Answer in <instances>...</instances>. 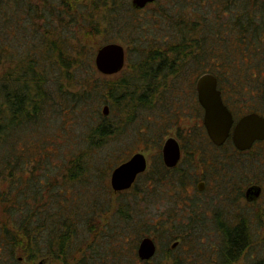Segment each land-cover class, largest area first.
I'll return each mask as SVG.
<instances>
[{
    "label": "trees",
    "instance_id": "trees-1",
    "mask_svg": "<svg viewBox=\"0 0 264 264\" xmlns=\"http://www.w3.org/2000/svg\"><path fill=\"white\" fill-rule=\"evenodd\" d=\"M200 3L221 16L229 13L232 19L217 17L215 22L184 24L188 5L184 0H170L168 9L163 8L159 15L151 13L158 22L142 15L143 9L135 8L130 0H0V264H22V260L33 264L39 258L49 264H142L138 246L125 245L140 227L148 231L138 234L139 243L153 233L164 234L168 242L179 241L176 249H167L160 262H152L156 253L144 264H264V255L252 252L263 224L251 223L249 210L237 214L243 219L239 223L220 219L204 232L207 219L199 213L198 198L196 207L181 206L180 202L188 199L179 194L172 201L173 210L156 214L160 221L152 225L156 217L150 219L154 214L142 206L149 202V188L157 194L168 185L185 190L189 182L180 175L170 179L161 155L151 172L141 175L132 188L119 191L122 195L133 191V202L124 198L112 205L111 198L94 192L96 188L108 191L110 186L103 178L100 185L90 179L97 174V156L93 154L97 147L129 135L141 113L146 120L156 116L177 125L185 90L194 89L198 75L212 71L224 76L225 83L237 81L243 87L247 86L244 80L256 76H247L251 68L262 77L264 0ZM81 21L106 42L123 37L143 43L145 50H139L142 62L131 66L133 80L108 85L105 94L101 93L98 80H91L98 71L93 50L89 58L78 50L79 56L89 60L91 76H82L75 68L72 71L64 56L71 57L74 52L71 29ZM153 24L155 28H172L165 49L149 32ZM112 30L115 38L106 37ZM263 80L256 85L264 88ZM96 98L100 104L109 98L111 113L94 111L102 119L85 128L84 151L78 148L71 161L66 162L65 155L55 162L51 152L59 147L58 143L50 145L51 121L59 124L60 137L72 138L76 116L91 110ZM146 124L139 127V137L150 132ZM131 151L132 145L119 155L118 165L127 160L123 154ZM111 169L107 168V175ZM81 188L85 191H79ZM256 212L261 213L260 209ZM205 235L213 236L208 244L201 242ZM261 243L264 246V241Z\"/></svg>",
    "mask_w": 264,
    "mask_h": 264
},
{
    "label": "rangeland",
    "instance_id": "rangeland-1",
    "mask_svg": "<svg viewBox=\"0 0 264 264\" xmlns=\"http://www.w3.org/2000/svg\"><path fill=\"white\" fill-rule=\"evenodd\" d=\"M130 2H132V0H130ZM186 3H188V5L184 9L185 11L183 13L184 24L190 25V23L192 24L194 22H200L203 20L215 22L217 17L218 18L222 17L223 20L232 19L231 15H229V13H227V14L224 13L221 16V13L219 11L213 10L212 8H210V6H205V7L201 6L200 0H184V4H186ZM169 7H170V0H155L154 2L148 3L144 8H139V9H143L142 15H147V16L149 15V17L151 18L150 21L158 22V19L155 18V20H154V17L152 16L153 17L152 18L151 15L152 14H158L159 15L160 13H162L161 11L163 8L168 9ZM150 28H151V30H149L150 34H152V33L155 34L154 36L157 38L158 43L160 44V46L162 48L165 49L164 44L169 45L171 42L169 40L168 34L173 33L172 28H169L167 26H165V27L159 26V27L155 28V24H153L152 27H150ZM71 33L75 34V38L72 42L73 47H74V52L71 55V57L68 55H65L64 59L66 60V63L69 65V67H71V65H72V71H74L73 69L75 68L77 71L83 72L81 74L82 76L87 74L90 77L91 72H89V70H88L89 60L84 59L83 56H79V54H81L78 52L79 49L84 54V56H88L87 58H89V55H91L93 53V51L97 52L98 48H100L104 44L115 42V43H118V44H121L122 46H124V48L126 50V62H125L124 68L119 73H116L113 75H105V74L99 73L97 71L95 74L92 75L93 78L91 80H98V83H100V86L103 88L101 90V93L105 94V90L107 91L108 85L115 84V83L123 81V80L128 81L134 77V74L131 72V66H134L135 64L139 65L142 62L141 59H143V58L140 56L139 50H140V48H141V50L142 49L145 50V47L141 46L143 43L138 45V44H135V42L132 39L127 41L123 37H120L119 39L117 37L114 40H111V41L109 40V42L108 41L106 42V41H104L106 39L102 35L94 33L93 28L88 26L87 24H83L82 21L80 23V26H77V27L72 26ZM121 35H123V34H121ZM108 36H110V38H115L116 32L114 30L108 31L106 37H108ZM198 38H199V36H198ZM150 39L152 40L153 38L150 37ZM95 55H96V53H95ZM94 59H95V56H94ZM0 72L2 73L1 69H0ZM257 72H258V70H253V68H251V71L249 73H246L247 76H250V78L253 77V74H254V76L256 75L255 77H253L251 79L252 86L250 85V87H249V84L251 81L248 78V79L244 80V81H246L247 86L245 85L243 87L241 84H238V82L236 81V82H233L234 84L232 83V87L236 90H241L242 92H244L250 88H251L250 90L259 89L260 84L256 85V83H261L262 79H264V77H261L260 73H257ZM213 73H215V72H213ZM224 81H225V77L222 76L221 77V84L222 85L224 84ZM73 90L76 91L77 89H73ZM184 97H185L186 102L189 105H193L192 95L188 94V95H184ZM106 99H108V101H107L108 103L106 102V104H104V103L100 104L101 100L98 98L92 99V102L90 104V106H93L92 109L89 111H84L83 114H78L76 116V120H75L76 122L73 124V125H75V127L71 130L69 128L71 135H73L72 138L71 137H68V138L65 137L66 138L65 139L64 137H60L59 136V132H60L59 124L52 123L50 118L47 117L51 121V130H52L50 138H49L51 140L50 145L52 143H58L57 146L59 147L58 151L51 152V159L53 158V160L55 162L59 163L60 160H63L65 155H67L68 156V159L66 158V162H67L68 160L71 161V156L74 157V155H72L73 151H76L78 148H80L82 150V152L84 151L83 149L87 146V144L85 143L86 140L82 137V135L85 133V131H86L85 128L87 126H93V124H95L97 121L102 119L99 117V115L97 117L95 115L94 111L101 109V112L103 113V108L105 105L108 104V106H111V100H109V98H106ZM188 99H189L191 104L189 103V101H187ZM85 104H86V102L84 103V105ZM86 105H88V102ZM93 108H94V110H93ZM109 108H110V112H109V114H110L111 113V107H109ZM189 109L190 108L187 107L184 111H187ZM158 110L159 109H157V111ZM158 113H156L155 115H159ZM192 113L194 115H196L197 112H196V110L190 109L189 117ZM55 114L56 115H54V116L58 117V114L57 113H55ZM111 117H113V116H110V118ZM152 118H154V117H152ZM155 118L156 119H154V120H152V119L146 120L144 113H141L140 118H138V122L135 125L130 126L131 128L128 131L129 135L126 134V136H124L123 139L121 137V139H119L116 142L107 140L101 148L97 147L98 150L96 149V152L93 153L94 156H97V158L95 160L98 161L96 163V161L94 160V165H95V168L97 170V174L95 173L94 177H90V179L94 178L93 182L96 183L97 185H100L101 184L100 183L101 178H103L104 181L107 183V185H109L110 188L112 189V191H111L109 188L108 191L106 190L107 191L106 192V191H102V188H96V189H94V192L96 191L95 193H97V195H101L102 197H103V195H105L107 198H111V200L113 202L112 205L116 204L117 200H119V199L127 198V200L129 202H133L134 198H135L133 191L128 192V193H123V195H122V193L114 191V189L111 186V181H110L111 180V174H112V171L118 166L117 159H118L119 155H122L121 153L123 151L126 152L128 147L132 145L133 151H131L130 153H127V155L124 153L123 158L124 159L127 158V160H128L133 154L141 152L146 156L147 161L149 163V167H148L146 172H151L152 167L154 166V163L159 159L160 153L162 151L164 139L167 138L169 135L174 136L175 132L179 131L178 126L174 125V123L170 124L169 120L163 121L161 118L156 117V116H155ZM57 119L59 122L61 121L60 117H58ZM198 119L199 118H197L196 116H194L193 118H189V119H187L188 121L182 122V126L188 127L189 125H193L195 127L197 125V122H199ZM141 121L147 123L146 125L150 129V132L143 135L144 138L139 137L140 136L139 127L142 126ZM165 126H167L168 128L164 129ZM56 130H57V132L55 133ZM194 130H195V133L199 132V129H197V128H195ZM172 133H174V134H172ZM55 134H57V135H55ZM186 135L191 136L192 132L190 134L186 133ZM52 137H57V138H53L54 139L53 140ZM193 137H194V135H193ZM70 138L72 141H70ZM139 138H141V139H139ZM69 142H72V143H69ZM120 158H122V157H120ZM237 163H236V165L238 167L240 166V169L245 168V158H242L241 160L237 159ZM257 163H258V161L253 160V165L251 166V168L252 169H256V168L262 169L264 172V167L262 168L261 166H259V164H258V167H256ZM96 164H97V166H96ZM68 165H69V162H68ZM111 166H112V169L107 175L106 170H107V168H109ZM101 174H103L102 177H100ZM95 175H96V177H95ZM146 176L147 175H145L141 178L142 182H144V177H146ZM141 180H140V182H141ZM149 189L150 190L145 189V192L148 190L146 193H148L147 197H148L149 202H144L142 206H144L143 209H147V211H145V212L149 213L150 215L154 214L150 219H153L154 217H156V219H154V221H152V223H153L152 225L155 226L158 223L157 221H160V220H157L159 218H157L158 216L156 214L163 213L166 210H167V212H171L173 210L172 208L175 206V204L172 201H174L173 199L176 197L173 192L177 188L174 190V188H171V185H168L165 188H159V190H162V191H160L158 194H157V191H155V192L153 191L154 190L153 187H151ZM80 190L82 191L83 189L81 188V189H79V191ZM83 191H85V190H83ZM192 194L193 193H190V196ZM209 194H210L209 200L219 202L218 199L215 198L216 197L215 195L212 196L211 193H209ZM156 195H158L157 199H156ZM196 199L197 198L194 197V198H192V201L194 202V200H196ZM224 200L226 201V205H229L228 200L227 199H224ZM197 203L196 202L192 203V206L196 207ZM207 203L208 202L204 203L203 207L199 210V213L202 215H205V217L207 219L206 220L207 225H206V229L204 232L209 231L210 226L212 225V223H214L212 217L209 215H206V213H205L209 209L208 207L211 205V204L208 205ZM256 211H257V208H255V212ZM104 218L105 217H101L102 220H104ZM147 231L148 230L146 227L136 228L135 231L133 232V235H130V237L127 240L128 242L125 243V245H127L129 247L131 244L132 245L136 244L138 246L139 245V235L138 234L142 233V232L147 233ZM259 231H260V234L257 237V240L254 241L253 246H255V248L252 251L253 254L256 256L260 255V254L264 255V246H261L262 245L261 242L264 241L263 240L264 239V224ZM149 236H151L157 244V255H156V258L152 262H155V261L160 262V257H162L164 254H166L167 249L171 248L172 244H174L175 241L168 242L165 235L161 234V233L156 234V235L153 233ZM212 237L205 235L203 238H201L202 244L210 243V240H212ZM182 251L185 252L186 250L182 249ZM126 257H127V254H126ZM40 259L41 258L37 259L33 264H40V261L42 262V264H49V262H50L47 260H43V259L40 260ZM152 262H151V264H153ZM124 263L125 262H123V264ZM22 264H29V262L26 260H22ZM142 264H144V263H142Z\"/></svg>",
    "mask_w": 264,
    "mask_h": 264
},
{
    "label": "flooded vegetation",
    "instance_id": "flooded-vegetation-1",
    "mask_svg": "<svg viewBox=\"0 0 264 264\" xmlns=\"http://www.w3.org/2000/svg\"><path fill=\"white\" fill-rule=\"evenodd\" d=\"M206 73L216 77L217 89L220 92L222 103L232 115V125L229 134L220 144L208 132L205 123L206 109L200 102L197 90L199 77ZM262 77H264V73ZM232 83L233 81L229 84L224 82L222 85L219 75L212 71H207L197 76L194 89L185 90V95H192L193 105H189L182 99V112L176 122L179 131H176L175 134L172 133L174 136L169 135L164 139L163 143L164 147L168 139L174 138L179 145L180 158L175 165L168 166L163 158V147L160 155L163 164L168 169L170 179L173 176L180 175L181 178L185 177L189 181L186 182L188 184L185 190H173L174 195L178 196L180 194L181 197L188 199L180 202L179 205L191 207L193 203L191 199L196 197L198 198V207H203L206 202H208V205L211 204L205 213L211 216L214 222L224 219L229 223H239L243 219H238L237 214H242V210H249L251 212L249 217L251 223L264 224V216L260 217V214H264V172L262 169L251 168L253 160L258 161L256 167H258V164L262 168L264 167V138L255 139L252 145L246 149L237 147L234 140L236 128L246 116L256 114L264 119V88L256 90H250V88L242 92L234 89ZM187 107L196 110V115L192 113L189 117L190 109L184 111ZM194 116L199 118V122H197L195 127L193 125L182 126L183 121H188L187 119ZM258 126L262 127L263 125L258 124ZM195 128L199 129V132L196 133H200V137H193ZM191 132L192 137L186 135V133L190 134ZM242 158H245L244 169L237 168L236 165L237 159L241 160ZM144 173L138 176L136 182ZM171 188L176 187L171 186ZM208 192L212 196L215 195L219 202L209 200L210 194ZM190 193L193 194L190 196ZM224 199L228 200L229 205H226ZM255 208L260 209L261 213L255 212ZM140 243L137 247V253ZM174 244L177 245L174 246ZM174 244H172V249H176L179 246V241ZM149 260L140 259L142 263H146Z\"/></svg>",
    "mask_w": 264,
    "mask_h": 264
},
{
    "label": "water",
    "instance_id": "water-1",
    "mask_svg": "<svg viewBox=\"0 0 264 264\" xmlns=\"http://www.w3.org/2000/svg\"><path fill=\"white\" fill-rule=\"evenodd\" d=\"M155 0H132L136 8H144ZM95 66L99 72L105 75L119 73L125 66L126 50L118 43H107L98 48L95 55ZM200 102L206 109L205 123L210 136L220 144L229 134L232 125V115L223 105L220 92L217 89L216 77L206 73L197 81ZM110 108L105 105L103 113L108 115ZM258 124H262L260 127ZM257 125V127H256ZM264 138V119L258 115L246 116L237 126L234 140L237 147L246 149L252 145L255 139ZM163 158L168 166H173L180 158V149L177 141L170 138L163 147ZM148 167L146 156L141 153L133 154L127 161L118 165L111 174V186L114 191L130 189L138 176L144 173ZM177 244H174L176 246ZM157 251L156 244L151 237L142 239L138 248V256L141 260L151 259ZM40 264L42 262L40 261Z\"/></svg>",
    "mask_w": 264,
    "mask_h": 264
},
{
    "label": "bare ground",
    "instance_id": "bare-ground-1",
    "mask_svg": "<svg viewBox=\"0 0 264 264\" xmlns=\"http://www.w3.org/2000/svg\"><path fill=\"white\" fill-rule=\"evenodd\" d=\"M133 4V3H132ZM136 8V7H135Z\"/></svg>",
    "mask_w": 264,
    "mask_h": 264
}]
</instances>
